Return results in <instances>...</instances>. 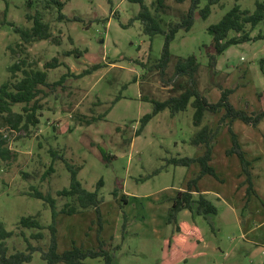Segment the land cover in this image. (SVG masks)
<instances>
[{"label":"rangeland","instance_id":"obj_1","mask_svg":"<svg viewBox=\"0 0 264 264\" xmlns=\"http://www.w3.org/2000/svg\"><path fill=\"white\" fill-rule=\"evenodd\" d=\"M28 1L0 0V83L8 78L7 67L13 61L8 46L19 41L13 26H31L26 19V14L33 12ZM65 1L63 13L79 17L80 21H58L56 11L42 10L59 43L41 40L27 45L28 60L41 68L45 61L57 57L67 64L71 75H78L92 64L102 66L81 77L68 76L64 86L49 92L42 100L39 124L32 128L30 136L4 129L9 147L17 156L0 168V221L13 231H19L22 216L38 214L44 226L51 222L49 205L27 192L37 189L51 194L58 208L65 202V198L56 196L57 190L69 184L70 174L64 162L54 160L53 171L43 176L52 158L48 149L53 147L67 163L80 166L77 177L84 188L92 191L99 179L103 182L99 215L94 208L80 214H57L58 251L73 244L88 249L104 243L112 255V264H163L168 255L166 241L176 234L174 223L166 222L171 198L174 192L185 189L199 170L197 163L174 166L167 161L171 157H195L203 151V147L191 143L197 130L192 123L194 109L188 105L174 116L163 110L134 136L139 118L152 108L143 97L161 100L177 94V83L182 81L179 77L174 82L165 81L173 72L171 62L164 79L150 68L153 60L160 57L163 36H147L137 19L121 25L140 10L138 2ZM144 2L150 8L152 0ZM165 2L172 19H177L189 4ZM235 3L249 11L255 7V0H220L202 18L198 12L205 4L202 1L190 30L179 31L169 50L172 59L196 56L198 89L208 101L216 102L221 88H227L232 89L228 100L235 108L264 111V77L260 71L264 39L231 45L216 57L214 69L207 66L212 38L207 28ZM259 31L264 34V21L251 34ZM73 48L78 50V57L62 54ZM65 72L64 66L49 69V82ZM14 109L20 110V105ZM101 114L105 116L100 119ZM219 115H207L204 122L216 130ZM231 130L249 161L253 190L248 191L247 174L238 156L226 153L232 145L231 133L227 126H220L212 148L211 164L216 176L205 175L197 183L216 212L204 216L187 209L180 211L177 221L197 226L203 240L184 260L177 258L184 249L178 245L177 253L164 264H264V118L256 127L235 120ZM128 138L129 145L125 142ZM121 195H125L124 200ZM24 232L28 235L31 229ZM7 245L9 252L26 247L22 236L9 238ZM25 264L46 263L35 251ZM82 264L104 262L98 257L87 258Z\"/></svg>","mask_w":264,"mask_h":264},{"label":"trees","instance_id":"obj_2","mask_svg":"<svg viewBox=\"0 0 264 264\" xmlns=\"http://www.w3.org/2000/svg\"><path fill=\"white\" fill-rule=\"evenodd\" d=\"M128 1L138 2L140 10L128 23H121V25L126 26L132 20L137 19L141 22L142 32L147 36L152 37L156 34L163 36L160 57L153 60L150 68L156 69L161 78L164 79L166 68L171 62L173 72L171 77L165 79V81L174 82L178 77L182 80L177 83V94H171L161 100L143 97V100L151 102L152 108L139 118V126L135 130L134 136L139 135L149 120L157 113L168 110L170 115L174 116L190 105L194 109L192 123L197 127L191 138V143L203 147L202 153L198 156L171 157L167 161V163H171L174 166H189L192 163H197L199 170L193 178L187 181L186 188L178 190L171 198L170 207L167 209L166 222L174 223L176 234L166 241L168 255L163 261L164 264V262L169 261L168 258L177 253L178 245L186 249L177 254V258L184 260L195 251L203 240L199 228L195 225L189 226L185 222H178L176 219L177 214L184 209L204 216H209L216 212L215 205L200 192L197 183L205 175L216 176L215 169L211 164L212 148L217 129L220 126H227L231 133L232 145L226 150V153L238 156L242 169L247 174L248 191L253 190L248 169L249 161L245 158L244 151L237 143L236 136L231 130V124L235 120H240L247 125L256 127L264 117V111L248 112L235 108L228 100L232 89L227 88H221L220 97L216 102L208 101L198 89L197 73L199 63L196 56L190 54L186 57L175 56L172 59L169 45L179 31L190 30L199 4L202 1L205 2L198 12L202 18H206L210 13L211 6L219 3L220 0H173L176 3H183L184 1L189 3L187 9L184 12L182 11L177 16V19L169 18V7L165 0H152L150 8L145 4L144 0ZM65 4V0H29L28 5L30 7L32 5L33 12L27 13L26 19L31 21V26H13L19 41L14 46H8L10 57L13 61L7 67L8 78L0 83V168L3 163L5 165L17 156L16 151L9 147V138L4 129L10 132L23 131L25 136H30L32 128L37 127L39 124V115L43 108L42 100L48 96L49 92L55 91L58 86H64L63 82L68 76L81 77L102 66L100 63L92 64L84 68L78 75H71L67 64L57 57H52L50 60L45 61L41 68L38 67L36 62L28 60L27 45L41 40L58 42L57 37L51 32L50 23L44 19L42 10L51 9L56 11V19L58 21H80L79 17H68L63 13L62 9ZM261 21H264V0H255V7L252 11L242 9L235 3L216 23L209 25L207 30L212 38L209 46L211 52L207 53L208 68L210 70L215 68L216 57L229 46L264 39V34L261 31L254 35L251 34L254 27ZM77 53L78 50L73 48L62 54L66 56L73 54L78 57ZM60 66H64L66 72L58 80L52 83L49 82L47 71ZM260 71L264 77V57L260 60ZM16 105H20V110L14 109ZM111 106L112 104L109 105V109ZM109 109L105 111L106 114ZM216 114L220 115L217 119V128L213 130L209 123L204 122V118L207 115ZM99 116L101 119L105 115L101 114ZM93 120H96V118L93 117ZM125 142L129 145L131 139H125ZM57 150L53 147L48 149L52 158L43 176L53 171L52 163L54 160L60 159L64 162L70 174L69 184L67 187L57 190L56 196L66 200L58 208L57 200L51 194H44L37 189L27 192L28 195L40 198L49 205L52 216L51 222L44 226L39 222L38 214L22 216L18 220L17 228L19 231H13L7 230L3 222L0 221V264H25L31 260L35 251L40 253V258L46 264H82L87 258L98 257L102 258L104 264H112V255L106 246L103 247L104 243L88 249H83L75 244L61 252L57 249L55 220L57 214H80L94 208L99 215V205L102 202L99 190L103 184L102 179H99L94 190L91 191L84 188L77 177L80 166L67 163L63 159V154H59L60 152ZM124 196L121 195L122 200H124ZM125 216L123 213L122 227H125L126 224ZM24 229H31V232L26 235ZM13 236L23 237L26 243L24 250L9 252L7 240Z\"/></svg>","mask_w":264,"mask_h":264},{"label":"crops","instance_id":"obj_3","mask_svg":"<svg viewBox=\"0 0 264 264\" xmlns=\"http://www.w3.org/2000/svg\"><path fill=\"white\" fill-rule=\"evenodd\" d=\"M263 118H264V117H263ZM263 118H262V119H263ZM261 121H262V120H261ZM261 121H260V122H261ZM260 122H259V124H260ZM259 124H258V125H259ZM258 125H257V126H258ZM175 193H176V192H174V194H175Z\"/></svg>","mask_w":264,"mask_h":264}]
</instances>
